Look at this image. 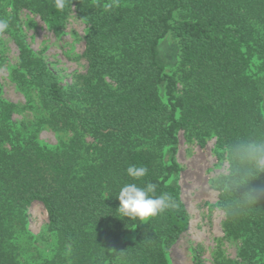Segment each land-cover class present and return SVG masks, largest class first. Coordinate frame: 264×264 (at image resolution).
Segmentation results:
<instances>
[{
    "label": "trees",
    "instance_id": "obj_1",
    "mask_svg": "<svg viewBox=\"0 0 264 264\" xmlns=\"http://www.w3.org/2000/svg\"><path fill=\"white\" fill-rule=\"evenodd\" d=\"M23 11L57 37L74 11L86 24L87 68L71 86L29 45ZM0 19L9 22L0 43L9 35L19 52L12 79L27 98L11 103L0 84V264H35L20 242L37 238L13 223L36 203L57 242L42 264H170L190 227L176 182L181 132L215 136L229 164L216 181L218 207L242 248L238 260L219 254L214 264H264V172L233 154L240 142L264 140V0H66L62 10L54 0H0ZM169 36L180 46L173 72L160 59ZM45 129L63 138L43 142ZM130 164L148 169L139 186L154 185L177 207L147 224L121 219L116 196L133 182ZM195 264H205L200 252Z\"/></svg>",
    "mask_w": 264,
    "mask_h": 264
},
{
    "label": "rangeland",
    "instance_id": "obj_2",
    "mask_svg": "<svg viewBox=\"0 0 264 264\" xmlns=\"http://www.w3.org/2000/svg\"><path fill=\"white\" fill-rule=\"evenodd\" d=\"M21 29L31 48L46 60L64 87L71 86L77 77L86 72L87 64L83 55L88 28L75 11L70 15L60 37L54 35L37 15L27 11L21 13ZM18 54L15 42L9 35H4L0 43V84L3 97L11 103L27 106L26 96L12 79L13 70L19 62ZM179 54L180 46L173 36L161 43L160 59L168 71L176 70ZM28 113L22 112L16 117L24 119ZM61 135L45 129L39 137L43 142L57 145L63 136ZM201 139L204 141L203 145ZM176 160L181 168L176 182L189 214L190 227L168 252L170 264H195L198 252L205 264H214L219 254L238 260L242 241L226 236V213L218 207L220 192L216 181L229 174V164L227 160L218 158L215 136L204 137L198 132H181ZM14 228L27 231L37 238L21 240V257L27 255L32 263L42 264L54 256L56 249L53 250L52 247H57V242L49 231L48 214L41 204H33L24 214H19L13 223ZM62 253L67 260L69 250L64 249Z\"/></svg>",
    "mask_w": 264,
    "mask_h": 264
},
{
    "label": "clouds",
    "instance_id": "obj_3",
    "mask_svg": "<svg viewBox=\"0 0 264 264\" xmlns=\"http://www.w3.org/2000/svg\"><path fill=\"white\" fill-rule=\"evenodd\" d=\"M66 0H54V6L58 10L65 7ZM113 5H106L110 10ZM9 28L6 19H0V33ZM234 157L241 166H250L258 172H264V140L252 139L235 145ZM148 173L147 167L138 164H130L126 174L133 182L120 187L116 196L119 207L116 210L121 219L129 218L133 222L147 224L150 220L167 210L177 207L175 200L167 193L155 196L154 185L147 184L141 187L135 181L142 180Z\"/></svg>",
    "mask_w": 264,
    "mask_h": 264
}]
</instances>
